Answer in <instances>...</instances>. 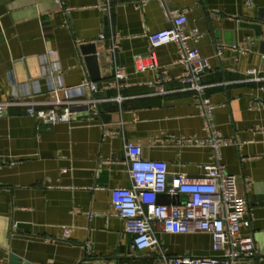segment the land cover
Instances as JSON below:
<instances>
[{"label": "crops", "instance_id": "0c3cea01", "mask_svg": "<svg viewBox=\"0 0 264 264\" xmlns=\"http://www.w3.org/2000/svg\"><path fill=\"white\" fill-rule=\"evenodd\" d=\"M65 2L67 15L55 0H0V102L23 98L60 111L57 100L77 95L85 81L97 90L78 99L100 100L96 120L85 102L69 123L37 121L27 104L0 116V264H12V256L23 264H167L220 255L203 232L166 233L161 248L138 249L111 201L112 188L130 185L126 141L141 145L145 158L166 161L170 183L179 173L201 175L198 165L213 158L208 146L179 143L204 136L193 93L176 79L164 94L148 83L162 71L173 78L184 72L177 45L155 48L159 70H135L136 55L152 51L149 35L171 26V16L159 0ZM167 8L186 11L187 28L201 30L190 45L211 64L205 82L216 126L235 141L223 148L222 162L249 202L251 223L242 230L254 237L258 254L234 264H264V105L253 107L264 99V80L249 73L257 68L264 77V33L257 37L250 25L264 21V0H167ZM112 35L120 38L115 51ZM87 43L96 46L93 64L80 49ZM36 56L44 74L29 79L39 64L26 59ZM114 61L128 72L121 103L110 100L118 93L110 87Z\"/></svg>", "mask_w": 264, "mask_h": 264}, {"label": "built area", "instance_id": "2783aa9c", "mask_svg": "<svg viewBox=\"0 0 264 264\" xmlns=\"http://www.w3.org/2000/svg\"><path fill=\"white\" fill-rule=\"evenodd\" d=\"M65 15L68 14L65 0H55ZM164 13L171 16L172 24L167 29L152 32L149 35L152 51L148 54L136 55L135 70H159L155 48L173 42L179 48L178 61L185 66L184 72L175 78L164 76L160 72L155 79L148 83L159 87V93H167V84L176 79L184 84L185 90H190L198 99L200 116L203 120L202 137L181 138V145L198 144L208 146L213 151L211 161L198 165L202 174L196 177L179 173L169 182L168 164L164 160L145 158L142 147L132 141H126L125 162L130 178L129 186H117L111 189V201L115 215L122 218L125 231L133 236V244L138 249L153 246L162 247L163 234H191L196 232L210 233L213 237V250L220 255L200 257H174L168 259L167 264H234L243 257L253 258L258 254L255 239L242 230L244 225L251 223L250 206L247 199L240 194L236 175L230 173L223 160V148L232 143L234 139L222 134L215 122L214 110L216 105L207 94L211 84L205 82V75L211 70L207 58H203L198 49L190 45V40L197 41L202 32L198 28H187L188 17L186 11L167 8V0H159ZM252 5V1L248 2ZM109 6V5H108ZM105 38L104 34L100 35ZM112 50L115 51L120 38L117 35L110 37ZM223 44H218L217 55L223 52ZM236 48V46H232ZM245 51L244 49H241ZM53 51L49 50L51 54ZM261 70L250 69L249 73L255 79L264 77L256 76ZM128 72L125 67L114 61V74L110 87L118 91L110 100L121 103L123 100L120 90L127 86ZM264 90V85H262ZM77 95H69L66 101L57 100L58 104L64 103L61 110L55 108L35 107L36 102L21 98H11L0 102V116H5L11 105H28L27 112L37 121L46 124L59 122H72L78 111L75 108L85 102L95 111L91 119L99 116V99L91 98L87 101L78 99L88 91L97 90V85L92 81H85L76 87ZM78 96V97H77ZM264 105V99L257 100L253 107ZM102 125V124H101ZM115 131H110L114 135ZM179 196L175 203H162L158 200L160 194ZM182 197V198H181ZM70 230H64V236ZM264 253V251H263ZM165 256V255H164Z\"/></svg>", "mask_w": 264, "mask_h": 264}, {"label": "water", "instance_id": "95a60500", "mask_svg": "<svg viewBox=\"0 0 264 264\" xmlns=\"http://www.w3.org/2000/svg\"><path fill=\"white\" fill-rule=\"evenodd\" d=\"M250 25L252 26V28H254L256 31H255V35L257 37H259L260 35H262L264 33V21H261V20H258L255 22H252L250 23ZM233 44V43H232ZM80 49L82 51V53L86 56L85 59L90 61L92 64L96 62L97 60V50H96V46L95 44L93 43H87V44H82L80 46ZM37 60L38 61V64H39V70L37 73H32L29 77V79L31 78H37V77H40L44 74V64L42 63L41 59L39 56H36V57H30L28 59H26V61H34ZM52 69L53 71L59 69L58 65H55L53 64L52 65ZM28 81H25L24 83V86H27ZM158 200L162 203H166V204H169V203H174L176 201H179V196L178 195H173V197H171L170 195L168 194H160L159 197H158ZM12 264H23L22 260L18 257H15V256H12Z\"/></svg>", "mask_w": 264, "mask_h": 264}]
</instances>
